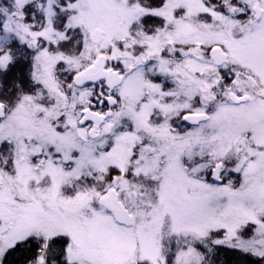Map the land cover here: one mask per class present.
Returning <instances> with one entry per match:
<instances>
[{"label": "snow or ice", "instance_id": "6c2138e0", "mask_svg": "<svg viewBox=\"0 0 264 264\" xmlns=\"http://www.w3.org/2000/svg\"><path fill=\"white\" fill-rule=\"evenodd\" d=\"M0 264H264V0H0Z\"/></svg>", "mask_w": 264, "mask_h": 264}]
</instances>
